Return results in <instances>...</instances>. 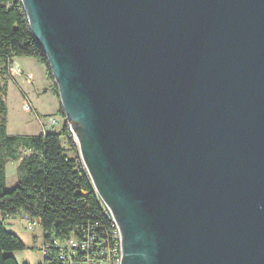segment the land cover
Returning a JSON list of instances; mask_svg holds the SVG:
<instances>
[{
  "label": "water",
  "instance_id": "obj_1",
  "mask_svg": "<svg viewBox=\"0 0 264 264\" xmlns=\"http://www.w3.org/2000/svg\"><path fill=\"white\" fill-rule=\"evenodd\" d=\"M121 264H264V0H21Z\"/></svg>",
  "mask_w": 264,
  "mask_h": 264
},
{
  "label": "trees",
  "instance_id": "obj_2",
  "mask_svg": "<svg viewBox=\"0 0 264 264\" xmlns=\"http://www.w3.org/2000/svg\"><path fill=\"white\" fill-rule=\"evenodd\" d=\"M15 56H33L59 97L48 58L36 40L21 0H0V59L9 70ZM64 118L59 129L37 134H9L6 104L0 85V264H19L13 252L28 248L4 220L23 214L41 226L44 257L38 264H102L104 246L114 240L115 223L107 213L79 156L77 143ZM23 151H29L23 154ZM18 161L17 179L6 186V163ZM74 242L78 245H71ZM81 243L86 244L84 248ZM80 244V246H79Z\"/></svg>",
  "mask_w": 264,
  "mask_h": 264
},
{
  "label": "rangeland",
  "instance_id": "obj_3",
  "mask_svg": "<svg viewBox=\"0 0 264 264\" xmlns=\"http://www.w3.org/2000/svg\"><path fill=\"white\" fill-rule=\"evenodd\" d=\"M0 59L1 94L6 104L7 131L9 134H37L43 130L59 129L64 118L57 113L60 96L51 91L53 82L46 77L45 67L33 56H15L10 60L9 70ZM55 83V82H54ZM25 101L31 109H25ZM56 120V121H55ZM29 151H23L28 154ZM18 161L6 163V186L17 179ZM1 219V217H0ZM7 229L17 234L28 246L12 254L19 264H38L42 260L41 226L27 227L23 214H16L4 220ZM33 234H36L33 237Z\"/></svg>",
  "mask_w": 264,
  "mask_h": 264
},
{
  "label": "built area",
  "instance_id": "obj_4",
  "mask_svg": "<svg viewBox=\"0 0 264 264\" xmlns=\"http://www.w3.org/2000/svg\"><path fill=\"white\" fill-rule=\"evenodd\" d=\"M24 105H25L24 106L25 109H31V104L28 101H25ZM106 211L112 218V215L110 214V212H109V210L107 208H106ZM26 221H27L28 228L31 229V230H34L35 226L37 225L36 224L37 221L36 220H31L29 218H26ZM113 237H114L115 241H113V243L111 245H109V246L102 247L101 250H100V254L105 256V259H106L104 261V263H102V264H121V261H122V247H121L120 232H119V229H118L116 224H115V230H114V236ZM74 244H75L74 242L71 243V245H74ZM76 245H78V244L76 243L75 246ZM42 246H43V244H42ZM42 246H41V251H42L41 254H42V258H43L44 257V250H42L43 249ZM79 246H80V244H79ZM85 246H86V244L81 243L80 247L84 248ZM86 258H87V261L92 259V258L88 259L89 257H86ZM87 261L85 259H81V260H79L77 262V264H83V263H85Z\"/></svg>",
  "mask_w": 264,
  "mask_h": 264
},
{
  "label": "crops",
  "instance_id": "obj_5",
  "mask_svg": "<svg viewBox=\"0 0 264 264\" xmlns=\"http://www.w3.org/2000/svg\"><path fill=\"white\" fill-rule=\"evenodd\" d=\"M56 121V120H55ZM36 236V234H33V237H35ZM41 237V236H40ZM42 239V238H41Z\"/></svg>",
  "mask_w": 264,
  "mask_h": 264
},
{
  "label": "bare ground",
  "instance_id": "obj_6",
  "mask_svg": "<svg viewBox=\"0 0 264 264\" xmlns=\"http://www.w3.org/2000/svg\"><path fill=\"white\" fill-rule=\"evenodd\" d=\"M26 218H27V217H25V220H26ZM26 223H27V221H26ZM27 227H28V226H27Z\"/></svg>",
  "mask_w": 264,
  "mask_h": 264
}]
</instances>
